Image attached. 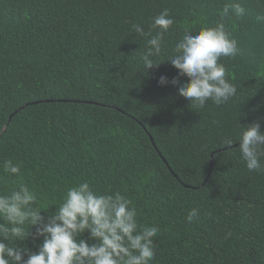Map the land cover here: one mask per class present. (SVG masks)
Listing matches in <instances>:
<instances>
[{
    "label": "trees",
    "instance_id": "16d2710c",
    "mask_svg": "<svg viewBox=\"0 0 264 264\" xmlns=\"http://www.w3.org/2000/svg\"><path fill=\"white\" fill-rule=\"evenodd\" d=\"M229 2L0 0V165L21 166L19 177L0 170V194L26 182L53 207L89 182L120 191L140 223L158 225L151 264H264V172H249L238 151L239 124L264 132V0H238L246 14L221 19ZM164 9L175 20L168 54L203 26L223 23L237 39L239 54L220 60L237 88L227 104L191 106L170 83L188 77L165 55L143 73L134 53L146 38L131 26L147 32ZM193 208L199 218L188 223ZM42 243L30 236L19 246Z\"/></svg>",
    "mask_w": 264,
    "mask_h": 264
},
{
    "label": "clouds",
    "instance_id": "9594fccd",
    "mask_svg": "<svg viewBox=\"0 0 264 264\" xmlns=\"http://www.w3.org/2000/svg\"><path fill=\"white\" fill-rule=\"evenodd\" d=\"M245 14V7L236 0L223 6L221 19ZM256 19L264 22V14H258ZM174 23L169 10L164 9L153 18L147 32L140 24L131 26L135 34L146 38L144 48L134 53L143 63V73L147 75L148 70L170 62L180 77H188L182 85L179 79L170 83L178 87L179 95L191 106L203 108L208 101L218 107L227 104L237 94V88L227 78L220 60L239 54L237 39L223 23L203 26L186 30L168 54L165 34ZM162 55L166 56L164 62ZM168 83L166 76L160 77L162 86ZM239 128L241 160L249 172H264L261 123L239 124ZM224 143L231 146L234 141L225 139ZM0 170L5 175H21V166L10 159L0 165ZM53 207L55 212L45 222L42 213ZM53 207H49L45 193L37 192L26 182L0 194V264H151L155 259L158 225L140 223L137 208L120 191L101 193L89 182H81L67 187ZM198 218V209L193 208L186 221L192 223ZM85 233L89 234L88 240L82 238ZM30 236L43 238L37 252L19 246Z\"/></svg>",
    "mask_w": 264,
    "mask_h": 264
},
{
    "label": "water",
    "instance_id": "95a60500",
    "mask_svg": "<svg viewBox=\"0 0 264 264\" xmlns=\"http://www.w3.org/2000/svg\"><path fill=\"white\" fill-rule=\"evenodd\" d=\"M19 111H20V110H19ZM19 111H17V113H18ZM151 141H152L153 145L156 147V145H155V143H154V141H153V139H152V138H151ZM213 164H214V160L212 159V160H211L210 173H209L208 177L210 176V174H211V172H212V167H213Z\"/></svg>",
    "mask_w": 264,
    "mask_h": 264
}]
</instances>
